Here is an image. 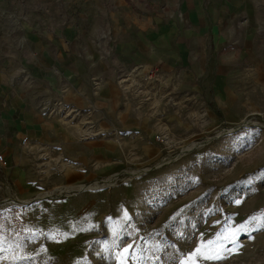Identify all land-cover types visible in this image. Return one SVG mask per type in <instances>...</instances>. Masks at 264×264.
<instances>
[{"label": "rangeland", "instance_id": "374dc122", "mask_svg": "<svg viewBox=\"0 0 264 264\" xmlns=\"http://www.w3.org/2000/svg\"><path fill=\"white\" fill-rule=\"evenodd\" d=\"M169 1L0 0V264H182L218 234L194 264H264V48L130 60L126 14L181 23Z\"/></svg>", "mask_w": 264, "mask_h": 264}, {"label": "crops", "instance_id": "0c3cea01", "mask_svg": "<svg viewBox=\"0 0 264 264\" xmlns=\"http://www.w3.org/2000/svg\"><path fill=\"white\" fill-rule=\"evenodd\" d=\"M118 1L123 3V0ZM158 3H164L163 10L170 12L171 1L158 0ZM178 8L184 17L181 23L160 13L142 19L130 11L126 14L129 17L125 18V30L130 32L133 26L135 32L120 47L129 51L130 60L136 61L141 55L150 58L156 53L158 57L166 58L159 60L161 62H170L171 59L181 62L187 57V49L198 44L202 58L199 61L206 63L208 40L209 49H213L214 62L220 65L238 64L240 55L244 53L249 57L248 62L257 60V55L261 54L260 51L264 48V0H180ZM130 9L129 6L128 10ZM131 16L134 18L131 19ZM255 49L259 51L256 52ZM210 51L212 54V50ZM62 58L58 61L61 69L67 67L73 72L72 66L68 67V61ZM217 82L220 84V77ZM6 89L1 87V96H4L3 91ZM2 103L0 134H6V140L9 142L10 139L12 142L13 137L3 131V128L14 126V119L9 111L11 106L8 107L4 101Z\"/></svg>", "mask_w": 264, "mask_h": 264}, {"label": "snow or ice", "instance_id": "6c2138e0", "mask_svg": "<svg viewBox=\"0 0 264 264\" xmlns=\"http://www.w3.org/2000/svg\"><path fill=\"white\" fill-rule=\"evenodd\" d=\"M250 221H255L259 224L260 227L264 228V213H261L259 216H253L250 218ZM248 222H246L247 224ZM246 230L245 226L242 225L240 229L236 231ZM258 230V229H256ZM221 234H218L217 239L208 240L206 242H202L195 251L190 254V256L182 261V264H194L193 258L199 257L201 260H221L225 259L224 251L226 250L220 243L219 237ZM235 232H233L230 236L225 237L226 239L233 240L234 242ZM127 251V249H125Z\"/></svg>", "mask_w": 264, "mask_h": 264}, {"label": "bare ground", "instance_id": "6f19581e", "mask_svg": "<svg viewBox=\"0 0 264 264\" xmlns=\"http://www.w3.org/2000/svg\"><path fill=\"white\" fill-rule=\"evenodd\" d=\"M187 149V148H186ZM189 149V148H188ZM115 179V178H114ZM114 180H111V178L108 180V181H106V184H110V183H112ZM49 194V193H48ZM48 194H46V195H48ZM44 197V196H43ZM5 203H12L11 201H9V202H5Z\"/></svg>", "mask_w": 264, "mask_h": 264}, {"label": "built area", "instance_id": "2783aa9c", "mask_svg": "<svg viewBox=\"0 0 264 264\" xmlns=\"http://www.w3.org/2000/svg\"><path fill=\"white\" fill-rule=\"evenodd\" d=\"M24 142H25V139L22 138V139H21V143L24 144ZM1 159H2V155L0 154V160H1Z\"/></svg>", "mask_w": 264, "mask_h": 264}]
</instances>
